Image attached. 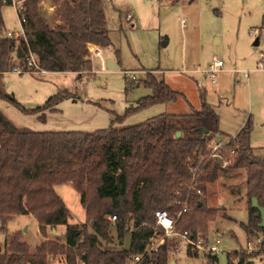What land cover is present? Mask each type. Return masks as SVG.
<instances>
[{
    "label": "trees",
    "instance_id": "16d2710c",
    "mask_svg": "<svg viewBox=\"0 0 264 264\" xmlns=\"http://www.w3.org/2000/svg\"><path fill=\"white\" fill-rule=\"evenodd\" d=\"M10 1L0 0V99L24 113H41L39 117L44 118L45 111L57 110L58 102L77 99L78 95L63 88L43 104L26 107L7 91L4 75L16 65L12 56L16 53L20 58L19 49L22 53L25 50L23 39L1 35V7ZM49 1L56 23L44 14ZM24 5L26 37L45 70L73 71L81 77L93 67L89 45L112 44L102 0H24ZM115 53L120 62L116 48ZM140 82L152 92L142 96L136 106L128 107L125 115L114 118L109 126L93 131L34 130L16 125L0 109L1 222L30 213L44 236L48 227L65 225L64 241L44 239L35 251L21 239L20 230L8 234L5 249H0V264H48L50 256H61L64 264H130L132 256L143 252L155 233H163L155 225L154 211L158 208L167 209L177 218L178 231L196 234L200 230L206 236L209 222L227 216L224 209L208 207V184L222 171L242 168L248 199V220L242 226L248 238L262 236L264 249L260 215V207L264 206V155L255 154L250 143L252 114L214 155L210 142L224 132L204 89L200 91V107L191 112H163L135 124L115 125L139 108L174 101L183 95L152 71H147ZM201 127L204 130L200 132ZM178 130L180 137H176ZM224 160H229L225 167ZM62 183H70L80 193L84 222H69L70 210L55 189ZM185 201L188 210L178 215ZM113 214L117 216L115 221L111 219ZM112 223L121 243L132 233L131 249L112 244ZM169 254L168 242L164 241L159 251L141 264H169ZM261 255L264 252L234 250L228 252V264H235L236 259L237 264H254V257ZM207 257V264H213L217 254Z\"/></svg>",
    "mask_w": 264,
    "mask_h": 264
},
{
    "label": "rangeland",
    "instance_id": "374dc122",
    "mask_svg": "<svg viewBox=\"0 0 264 264\" xmlns=\"http://www.w3.org/2000/svg\"><path fill=\"white\" fill-rule=\"evenodd\" d=\"M102 2L112 44L101 48V56L91 55L93 67L90 71L83 72L81 77L77 73L66 77L50 75L57 77L53 80L55 82L44 80L48 74H19L13 70L5 73L7 91L26 107L43 104L63 88L78 95L77 99L70 97L58 102L55 105L58 112L45 111L44 118L39 117L41 113H24L12 103L0 99V109L16 125L34 130L93 131L107 127L114 118L125 115L128 107L136 106L142 96L152 92L140 82L147 71H152L183 95L174 101L139 108L126 115L123 123L116 122L115 125L135 124L163 112L187 113L199 108L200 91L203 89L197 83L200 81L207 88L206 100L221 116V128L230 133L217 134L216 140L210 142L213 146L217 139H229L235 133V121L245 111L254 113L264 104V67L260 66L261 63L264 65V0ZM1 13L4 20L2 36H6L8 30L20 29L21 23L12 4H3ZM129 13L132 15L130 20L127 19ZM44 14L51 23V17L56 18L45 8ZM258 37L259 43L255 44ZM114 48L120 52V67L110 69L107 67V55H114ZM215 57L225 62L219 82L223 88L218 94L214 91L217 84L203 79L194 71L196 66L205 68ZM20 58L13 55L12 62L23 65L24 60ZM244 71L250 72L249 82L243 76ZM60 78L62 80L59 81ZM55 189L70 210L69 222H84L86 215L80 193L70 183L58 184ZM205 200L208 207L224 209L227 215L218 216L208 225V239L211 240L217 230L222 233L220 250L213 264H228V252L234 250L256 252L247 246L251 240L252 247H255L256 238H248L242 226L248 220L245 170L222 171L214 182L208 184ZM253 204H256L255 200ZM260 215L264 224V206L260 207ZM59 225L56 233L46 234L48 239H65V225ZM17 230L21 231V239L29 244L30 250L35 251L42 234L32 214H18L5 223L0 220V249H5L6 236ZM198 232L201 233L200 230ZM110 236L114 246L121 248L124 245L125 241L121 243L114 223L110 227ZM59 258L51 261L50 256L48 264H62ZM175 258L181 264L189 262L185 252L175 255ZM192 259L194 264L208 263V257L202 253ZM253 261L254 264H264V256L254 257Z\"/></svg>",
    "mask_w": 264,
    "mask_h": 264
},
{
    "label": "built area",
    "instance_id": "2783aa9c",
    "mask_svg": "<svg viewBox=\"0 0 264 264\" xmlns=\"http://www.w3.org/2000/svg\"><path fill=\"white\" fill-rule=\"evenodd\" d=\"M6 3L7 0H4ZM10 4L15 7L17 15L19 17L21 26L18 30H8L6 32V36L14 37L17 39H23L25 42V50L23 52L24 56V63L23 65H14L11 70L16 73H24V72H44L40 66L39 58L37 54L31 49L28 39L25 33V22H26V15H25V5L24 0H11ZM132 15L129 13L127 14V19H131ZM256 31H258L256 29ZM93 53L98 56H101V48L96 46L93 48ZM16 55V53H15ZM264 55L262 54V58ZM261 68L264 67L263 63L260 64ZM224 69V61L221 58L215 57L209 64L202 68L200 66H196L194 71L200 73L203 79L209 80L211 83H216L218 80L219 73ZM129 74V72H127ZM249 71H244L243 75L248 78ZM130 75V74H129ZM200 87H203L200 81H197ZM223 144V141H216L214 142L211 152L214 155H217L218 148ZM220 159V157H219ZM229 163V160H224L222 166L225 167ZM199 193H202L199 190ZM188 210V203L187 201L184 202L182 209L179 211L178 215H180L183 211ZM117 216L115 214L111 215V219L115 221ZM154 218H155V225L159 226L163 229L162 234L155 233L149 241L148 246L145 248L143 252L134 254L131 258L130 264H141V262L145 258L152 257L156 252L159 251L161 244L164 241L168 242L169 247V261L170 259L174 261V264H181L179 259L175 258L179 256L183 252L189 257V260H193L194 256H198L199 254H203L204 256L208 255H215L220 250V245L222 243L221 239V232L217 230L213 235L212 239H208L205 235L200 232L196 234H192L190 231H178L176 229V217L170 215L169 211L165 208H158L154 211ZM128 228V226H126ZM257 244L255 247L251 240L248 243V249L250 250H257L264 252V249L261 247L262 236L255 237ZM171 242V243H170ZM188 264H194V262Z\"/></svg>",
    "mask_w": 264,
    "mask_h": 264
},
{
    "label": "crops",
    "instance_id": "0c3cea01",
    "mask_svg": "<svg viewBox=\"0 0 264 264\" xmlns=\"http://www.w3.org/2000/svg\"><path fill=\"white\" fill-rule=\"evenodd\" d=\"M46 10H47L48 14H50V15H52V13L54 14V7L51 6V4H50V6H46ZM51 21H52V23H56V22H58V19H57V17L53 18V19L51 17ZM89 47H90V51H91V55H92L93 54V48L96 47V45L90 44ZM100 48H104V47H100ZM113 52H114V55H112V54L107 55V59L109 57H112L119 64V67H120V62H118V59L115 57V56H117L116 53H115V48L113 49ZM224 66H225V62H224ZM221 72H223V71H221ZM221 72L219 73L217 82L216 83H212V84H217L216 88H214V91L217 94L220 93L222 91V88H223L222 83L221 84L219 83L220 82V76H221L220 74H221ZM28 73H30V72H28ZM38 73H40V74H48V76L45 77L46 79H44V80L45 81L47 80L49 82H55L53 80H56L57 77L50 76V75L55 74V75H62L61 77H63V76L66 77L67 75L72 74V73H76V72H73V71L59 72V71H48V70H45L44 72H38ZM19 74H22V73H19ZM31 74H33V73L31 72ZM249 77H250V74H249ZM249 77L248 78L245 77L248 80V82H249ZM60 80H62V78H60L59 81ZM202 88L205 90V93L207 95V88L205 86H203ZM249 95L251 96L250 91H249ZM262 98H264V93L262 95ZM249 108H250V106H249ZM251 108H252V106H251ZM50 112H55V111H50ZM249 114H252V117H253V129H252V132L250 134V143H251V145H252V147L254 149L255 154L264 155V104L262 106H260L254 113H248V111H245V114L243 116H240L239 119H236L235 127H234V130H235L234 132L235 133L232 134V135H235L239 131V129L244 125V123H245V121H246V119H247ZM220 117L221 116H219V119H220L219 128H220V130L222 132L228 133L225 129H223L224 127L221 128V118ZM228 134H230V133H228ZM214 140H216V139H214ZM227 140L228 139H224V138L217 139V141H223V142H225ZM253 200H255V199H252V203H253ZM247 208H248V206H247ZM58 226H60V225H57V226H54V227H48L46 234L49 236V232L56 233L57 229H58ZM26 230H28L27 226H25V232H26ZM47 235H45V236L42 235L41 241L44 240V239L49 238ZM64 240H62V241H64ZM57 257L58 256H51V258H52L51 261H54L55 258H57ZM59 259H60L61 263L64 264V259L61 256H60ZM170 261H171V259H170ZM170 261H169V263H170ZM192 262H193V260H189V263H192Z\"/></svg>",
    "mask_w": 264,
    "mask_h": 264
},
{
    "label": "water",
    "instance_id": "95a60500",
    "mask_svg": "<svg viewBox=\"0 0 264 264\" xmlns=\"http://www.w3.org/2000/svg\"><path fill=\"white\" fill-rule=\"evenodd\" d=\"M50 4H51V1L47 2V6H50ZM165 43H166V42H165ZM254 43H255V44L259 43V37L255 40ZM18 56H19V57L23 56V53H22V51H21L20 49H19V52H18ZM107 67L110 68V69H117V68H119V64H118V63H117L112 57H109V58L107 59ZM203 130H204L203 127H201V128L199 129L200 132L203 131ZM180 136H181V131L178 130V131L176 132V137H180ZM257 214H258V213H257ZM132 237H133V236H132V233H128V234L126 235V237H125V243H124V246H125V248H126L127 250L131 249V247H132ZM169 264H174V261L171 260Z\"/></svg>",
    "mask_w": 264,
    "mask_h": 264
}]
</instances>
